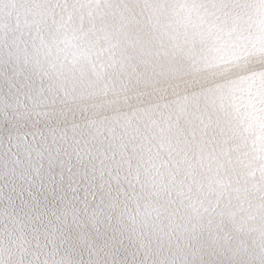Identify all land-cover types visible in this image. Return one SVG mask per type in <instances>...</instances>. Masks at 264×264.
<instances>
[{
  "label": "clouds",
  "instance_id": "9594fccd",
  "mask_svg": "<svg viewBox=\"0 0 264 264\" xmlns=\"http://www.w3.org/2000/svg\"><path fill=\"white\" fill-rule=\"evenodd\" d=\"M9 124L82 195L0 185V264H264V0H0Z\"/></svg>",
  "mask_w": 264,
  "mask_h": 264
},
{
  "label": "bare ground",
  "instance_id": "6f19581e",
  "mask_svg": "<svg viewBox=\"0 0 264 264\" xmlns=\"http://www.w3.org/2000/svg\"><path fill=\"white\" fill-rule=\"evenodd\" d=\"M191 87V85H189ZM112 114L110 113L109 116ZM90 118V114L87 111L76 112L75 120L77 125H80L83 121L87 123ZM108 117H101L106 119ZM16 128L9 124L6 126H0V185H7L9 188H15L17 192L24 190L27 194V190L30 188L33 193L36 194L41 205H56L59 198L64 195L71 199L73 196L82 195V192L76 193L70 190L69 184L72 182L70 177L76 175L77 166L75 162L65 161L63 165L57 164L55 167H49L47 160L43 161V167L40 169V174L36 175L32 173L31 180L25 178L23 181L20 180L19 175L12 177L10 175V169L15 167L17 173L20 171L19 165L13 158V153L20 156L21 161L25 165L28 161L25 159L17 149L9 143V136L13 135ZM82 134L87 135V129H81ZM63 176V179H61Z\"/></svg>",
  "mask_w": 264,
  "mask_h": 264
}]
</instances>
